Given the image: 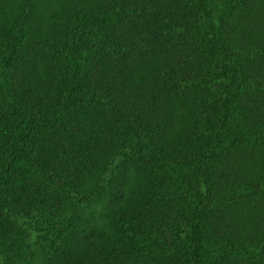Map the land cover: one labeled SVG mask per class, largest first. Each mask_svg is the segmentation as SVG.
<instances>
[{
	"label": "trees",
	"instance_id": "obj_1",
	"mask_svg": "<svg viewBox=\"0 0 264 264\" xmlns=\"http://www.w3.org/2000/svg\"><path fill=\"white\" fill-rule=\"evenodd\" d=\"M0 264H264V0H0Z\"/></svg>",
	"mask_w": 264,
	"mask_h": 264
}]
</instances>
